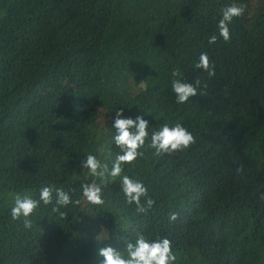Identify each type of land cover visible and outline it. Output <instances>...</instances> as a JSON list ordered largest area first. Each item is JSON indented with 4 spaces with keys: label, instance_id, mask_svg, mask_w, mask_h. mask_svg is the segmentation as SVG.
I'll list each match as a JSON object with an SVG mask.
<instances>
[{
    "label": "trees",
    "instance_id": "trees-1",
    "mask_svg": "<svg viewBox=\"0 0 264 264\" xmlns=\"http://www.w3.org/2000/svg\"><path fill=\"white\" fill-rule=\"evenodd\" d=\"M232 3L247 7L228 25L225 42L217 25L221 9ZM205 52L215 67L211 78L194 67ZM175 69L194 86L201 81L185 104L174 100ZM119 108H126L124 117L146 119L149 133L181 122L196 137L190 149L160 156L147 147L148 138L144 155L123 165V174L141 181L155 200L144 214L125 202L119 179L103 187L102 206L87 203L82 193V184L94 178L81 170L82 157L92 154L111 166L120 153L111 123ZM263 127L264 0H0V264H99L100 248L123 252L137 232L150 240L168 238L174 264H264ZM193 179L214 187L201 182L174 188ZM48 185L81 204L61 207L67 214L62 218L52 211L54 203L40 202L29 217L31 228L24 227V217L12 219L17 194L39 199ZM173 213L178 218L170 221ZM101 227L107 240L96 239Z\"/></svg>",
    "mask_w": 264,
    "mask_h": 264
},
{
    "label": "clouds",
    "instance_id": "clouds-1",
    "mask_svg": "<svg viewBox=\"0 0 264 264\" xmlns=\"http://www.w3.org/2000/svg\"><path fill=\"white\" fill-rule=\"evenodd\" d=\"M246 7L247 5L244 3H232L221 9V19L218 21L217 27L219 36L225 42H228L231 38L228 25L234 18L243 16ZM216 39V35L211 36L209 43H214ZM194 67L203 69L209 78L216 75L215 67L210 62L207 53L200 54ZM171 76L173 77L171 89L177 104H185L190 97L198 94V86L201 83L199 79L195 81L196 86L186 82L180 69L173 70ZM123 111V108L116 110L113 118V128L115 129L113 140L114 144L120 149V153L111 159V166L108 162L97 159L92 154H88L86 159L81 161V170L85 171L86 176L95 178L91 182L82 184V193L87 203L102 206L104 204L103 187L108 186L109 182L115 183L119 179L125 202L129 205L135 204L136 212L144 214L153 207L155 200L148 195V190L141 181L123 174V165L132 164L138 157L144 155L140 149L145 146V142L149 138V122L139 115L135 119L124 117ZM195 143L196 137L181 123H176L173 126L165 123L158 131L151 133L150 143L147 147L154 149V154L160 156L161 154L171 155L184 152ZM242 170V165L236 169L237 172ZM259 198L264 199V192L259 194ZM40 202H43L44 205L54 203L52 211L59 213L62 218L66 217L67 214L60 212L61 207H66L69 204H81V200L73 201L69 193L62 188H54L51 185L42 186L39 190V199L19 194L14 197V206L10 210L12 219L18 220L24 217V227L31 228L32 220L29 217L37 209ZM178 215V213L171 214L170 221H175ZM96 239L98 241L107 240V229L101 227ZM98 255L103 258L99 264H174L177 259L173 252L172 242L168 238L157 236L150 240L142 232H137L135 242L129 241L125 244L123 252L112 246H104L98 250Z\"/></svg>",
    "mask_w": 264,
    "mask_h": 264
},
{
    "label": "bare ground",
    "instance_id": "bare-ground-1",
    "mask_svg": "<svg viewBox=\"0 0 264 264\" xmlns=\"http://www.w3.org/2000/svg\"><path fill=\"white\" fill-rule=\"evenodd\" d=\"M4 1H5V0H4ZM130 1H131V0H130ZM217 2H218V1H217ZM166 6H167V5H166ZM106 7H107V6H106ZM160 7H161V5H160ZM163 7H164V5H163ZM161 8H162V7H161ZM164 8H165V7H164ZM164 8H163V9H164ZM167 9H168V7H167ZM106 10H107V8H106ZM164 10H165V9H164ZM108 11H109V9H108ZM162 11H163V10H162ZM167 11H168V10H167ZM164 12H165V11H164ZM171 12H174V10L171 11ZM165 13H166V12H165ZM165 13H164V15H165ZM168 13H169V12H168ZM168 13H166V15H168ZM105 14H106V12H105ZM169 14H170V13H169ZM106 15H107V14H106ZM133 15H136V14H133ZM164 15H163V16H164ZM69 16H70V15H69ZM171 16H174V15L171 14ZM168 17H169V16H168ZM176 17H177V16H176ZM52 18H53V17H52ZM166 19H167V16H166ZM162 20H163V18H162ZM207 20H208V19H207ZM160 21H161V20H160ZM167 21H168V20H167ZM204 22H205V20H204ZM198 23H200V22H198ZM206 23H207V22H206ZM66 24H67V23H66ZM163 24H164V23H163ZM165 24H166V23H165ZM201 24H202V23H201ZM176 25H177V24H176ZM68 26H69V25H68ZM68 26H67V27H68ZM155 27H156V26H155ZM174 27H175V26H174ZM174 27H173V28H174ZM170 28H171V27H170ZM181 28H182V27H181ZM188 28H189V27H188ZM188 28H187V29H188ZM196 28H197V27H196ZM158 29H159V28H158ZM174 29H175V28H174ZM183 29H184V28H182V31H183ZM187 29H186V30H187ZM67 30H68V29H67ZM171 30H172V29H171ZM177 30H178V29H177ZM190 30H191V29H190ZM190 30H189V31H190ZM204 30H206V29H204ZM207 30H208V28H207ZM151 31H154V30H151ZM156 31H157V30H156ZM156 31H155V32H156ZM160 31H161V29H160ZM179 31H180V30H179ZM179 31H178V32H179ZM196 31H197V30H196ZM209 31H210V30H209ZM176 32H177V31H176ZM176 32H174V33H176ZM187 32H188V31H187ZM204 32H205V31H204ZM245 32H246V30H245ZM157 33H159V32H157ZM161 33H162V32H160V34H161ZM183 33H184V31H183ZM183 33H181L182 36H183ZM185 33H186V32H185ZM188 33H189V32H188ZM169 34H170V33H169ZM178 34H180V33H178ZM191 34H192V33H191ZM244 34H245V33H244ZM246 34H247V33H246ZM254 34H255V33H254ZM154 35H155V34H154ZM158 35H159V34H157V36H158ZM167 35H168V34H167ZM171 35H172V34H171ZM173 35H175V34H173ZM186 35L189 36L190 34H186ZM194 35H197V34H194ZM179 36H180V35H179ZM182 36H181V37H182ZM190 36H191V35H190ZM158 37H159V36H158ZM175 37H176V35H175ZM193 37H194V36H193ZM31 38H32V37H31ZM33 38H34V37H33ZM152 38H153V35H152ZM156 38H157V37H156ZM171 38H172V36H171ZM178 38H179V37H178ZM250 38H251V37H250ZM257 38H259V37H257ZM34 39H37V37L34 38ZM153 39H154V38H153ZM157 39H158V38H157ZM208 39H209V38H208ZM244 39H245V38H244ZM244 39H243V40H244ZM149 40H150V39H149ZM149 40H148V41H149ZM243 40H242V41H243ZM28 41H29V40H28ZM148 41H147V42H148ZM153 41H154V40H153ZM156 41H157V40H156ZM176 41H177V39H176ZM247 41H248V40H247ZM149 42H150V41H149ZM154 42H155V41H154ZM165 42H167V41L165 40ZM245 42H246V41H245ZM144 43H145V41H144ZM144 43H143V44H144ZM151 43H152V40H151ZM237 43H239V42H237ZM140 44H141V43H140ZM143 44H142V46H144ZM146 44H147V43H146ZM236 45H237V44H236ZM238 45H239V44H238ZM140 46H141V45H140ZM174 46H175V45H174ZM204 47H205V46H204ZM240 47H242V46L240 45ZM251 47H252V46H251ZM251 47H249V48H251ZM242 48H243V47H242ZM256 48H257V47H256ZM205 49H206V48H205ZM236 49H237V47H236ZM239 49H240V48H239ZM257 49H258V48H257ZM257 49H256V50H257ZM243 51H244V48H243ZM206 52H207V51H206ZM206 52H205V53H206ZM221 52H222V51H221ZM223 52H224V51H223ZM239 52H240V50H239ZM220 54H221V53H220ZM251 54H252V53H251ZM193 57H194V56H193ZM221 57H222V56H221ZM65 59H66V58H65ZM130 59H131V58H130ZM126 61H127V60H126ZM190 62H191V61H190ZM62 63H63V62H62ZM63 64H64V63H63ZM65 64H66V63H65ZM5 65H6V64H5ZM66 65H67V64H66ZM60 66H61V64H60ZM62 66H63V65H62ZM183 66H184V65H183ZM3 67H4V66H3ZM60 68H61V67H60ZM154 68H157V67H154ZM154 68H153V69H154ZM187 68H188V67H187ZM4 69H5V71H6V66H5ZM2 70H3V69H2ZM7 70H8V69H7ZM62 70H64V69H62ZM140 70H141V69H140ZM140 70L137 71V73H138V72H142L144 69H143L142 71H140ZM162 70H163V69H162ZM181 70H182V69H181ZM186 70H187V69H186ZM154 71H155V70H154ZM62 72H63V71H62ZM64 72H65V70H64ZM144 72H145V71H144ZM146 72H148V70H147ZM146 72H145V73H146ZM137 73H136V74H137ZM160 73H161V72H160ZM164 73H165V72H164ZM166 73H167V72H166ZM166 73H165V74H166ZM242 73H243V72H242ZM129 74H130V73H129ZM140 74H141V73H140ZM143 74H144V73H143ZM147 74H148V73H147ZM183 74H184V73H183ZM195 74H196V73H195ZM62 75H63V73H62ZM137 75H138V74H137ZM157 75H158V73H157ZM161 75H162V74H159L158 76L160 77ZM166 75H167V74H166ZM168 75H169V74H168ZM187 75H188V73H187ZM60 76H61V75H60ZM67 76H68V75H67ZM144 76H145V75H144ZM149 76H150V75H149ZM163 76H164V75H163ZM169 76H170V75H169ZM169 76H168V77H169ZM62 77H63V76H62ZM153 77H154V76H153ZM65 78H66V77H65ZM69 78H70V77H69ZM69 78H68V79H69ZM72 78H73V77H71V79H72ZM154 78H157V76L154 77ZM161 78H162V77H161ZM161 78H160V79H161ZM166 78H167V77H166ZM170 78H172V77H170ZM187 78H188V77H187ZM168 79H169V78H168ZM172 79H173V78H172ZM189 79H190V78H189ZM151 80H152V79H151ZM163 80L165 81V79H163ZM186 80H188V79H186ZM190 80H191V79H190ZM190 80H189V81H190ZM65 81H66V79H65ZM65 81H63V82H65ZM140 81H141V80H140ZM158 81H159V79H158ZM158 81H155V82H158ZM166 81H167V80H166ZM60 82H61V81H60ZM72 82H73V81H72ZM150 82H154V81H150ZM150 82H149V83H150ZM159 82H160V81H159ZM170 82H171V80H170ZM170 82H169V83H170ZM187 82H188V81H187ZM70 83H71V81H70ZM70 83L68 82V84H70ZM162 83H163V82H162ZM162 83H160V84L162 85ZM166 83H168V82H166ZM189 83H191V82H189ZM21 84H23V83H21ZM60 84H61V83H60ZM60 84H59V87H57V89L60 88ZM63 84H64V83H63ZM151 84H152V83H150V85H151ZM193 84H194V83H193ZM148 85H149V84H148ZM161 85H160V86L158 85V86L162 89ZM165 85H166V84H165ZM165 85H164V86H165ZM170 85H171V83H170ZM33 86H34V85H33ZM66 86H67V85H66ZM66 86H65V87H66ZM71 86H73V85L71 84ZM90 86H92V85H90ZM153 86H154V85H153ZM162 86H163V85H162ZM167 86H168V85H167ZM26 87H27V86H26ZM61 87H62V85H61ZM92 87H93V86H92ZM146 87H147V86H146ZM149 87H150V86H149ZM151 87H152V85H151ZM151 87H150V88H151ZM156 87H157V86H156ZM18 88H19V87H18ZM34 88L36 89V87H34ZM94 88H95V87H94ZM57 89H56V91H57ZM71 89H72V88H71ZM88 89H90V88H88ZM88 89H87V90H88ZM165 89H166V88H165ZM65 90H66V89H65ZM85 90H86V89H85ZM87 90H86V91H87ZM113 90H114V89H113ZM146 90H149V89H146ZM152 90H153V89H152ZM56 91H55V92H56ZM60 91H61V90H59V93H60ZM67 91H68V89H67ZM71 91H72V90H71ZM73 91H74V90H73ZM81 91H82V90H81ZM57 92H58V91H57ZM88 92H89V91H88ZM91 92H92V90H90V93H91ZM148 92H149V91H148ZM150 92H151V91H150ZM150 92H149V93H150ZM156 92H157V91H156ZM156 92H155V93H156ZM162 92H163V91H162ZM75 93H76V92H75ZM75 93H74V94H75ZM85 93H86V92H85ZM152 93H153V92H152ZM155 93H153V94L155 95ZM164 93H165V92H164ZM224 93H225V91H224ZM57 94H58V93H57ZM64 94H65V93H64ZM66 94H67V93H66ZM69 94H70V93H69ZM69 94H67V95H69ZM130 94H132V93H129V95H130ZM144 94H145V92H144ZM146 94H147V93H146ZM146 94H145V95H146ZM153 94H152V96H153ZM172 94H173V93H172ZM225 94H226V93H225ZM59 95H60V94H59ZM67 95H65V98H66ZM83 95H84V94H83ZM140 95H141V94H140ZM149 95H150V94H148V96H149ZM166 95H167V93H166ZM166 95H165V97H166ZM173 95H174V94H173ZM73 96H74V95H73ZM80 96H82V95L80 94ZM67 97H68V96H67ZM69 97H70V96H69ZM69 97H68V98H69ZM74 97H75V96H74ZM74 97H73V98H74ZM125 97H126V96H125ZM130 97H132V96H130ZM150 97H151V96H150ZM63 98H64V96H63ZM68 98H66V99L68 100ZM132 98H133V97H132ZM141 98H142V96H141ZM141 98H140V99H141ZM144 98H146V97H144ZM144 98H143V99H144ZM152 98H153V97H152ZM71 99H72V98H71ZM75 99H76V97H75ZM143 99H142V100H143ZM147 99H148V98H146V101H147ZM130 100H131V99H130ZM149 100H150V99H149ZM154 100H156V99H154ZM174 100H175V99H174ZM64 101H66V100H63V102H64ZM68 101H70V100H68ZM68 101H67V102H68ZM132 101L135 102L133 99H132ZM137 101H138V100H137ZM70 102H71V101H70ZM129 102H130V101H129ZM64 103H65V102H64ZM71 103L74 104V102H71ZM79 103H80V102H79ZM122 103H123V102H122ZM122 103H121V104H122ZM158 103H159V102H158ZM173 103H174V102H173ZM77 104H78V103H77ZM77 104H76V105H77ZM121 104H118V105L120 106ZM123 104H124V103H123ZM123 104H122V105H123ZM125 104H126V102H125ZM125 104H124V105H125ZM132 104H133V103H132ZM136 104H137V103H136ZM148 104H149V103H148ZM174 104H175V103H174ZM176 104H177V103H176ZM74 105H75V104H74ZM109 105H110V104H109ZM118 105H117L116 107H118ZM129 105H130V104H129ZM144 105H145V104H144ZM68 106H69V105H68ZM68 106H67V107H68ZM72 106H73V105H72ZM125 106H126V105H125ZM148 106H149V105H147V107H148ZM67 107H66V108H67ZM74 107H75V106H74ZM76 107H77V106H76ZM127 107H128V104H127ZM147 107H146V108H147ZM175 107H176V106H175ZM175 107H173V108H175ZM216 107H217V106H216ZM110 108H111V107H110ZM112 108H113V107H112ZM112 108H111V109H112ZM114 108H115V107H114ZM138 108H139V107H138ZM148 108H149V107H148ZM148 108H147V109H148ZM72 109H73V108H72ZM72 109H71V110H72ZM75 109H76V108H75ZM75 109H74V110H75ZM119 109H120V108H119ZM124 109H126V108H124ZM124 109H123V110H124ZM154 109H155V108H154ZM157 109H158V108H157ZM157 109H156V111H157ZM71 110H70V111H71ZM76 110H77V109H76ZM115 110H116V109H115ZM158 110H160V109H158ZM161 110H163V109H161ZM187 110H188V109H187ZM212 110H213V108H212ZM153 111H154V110H153ZM190 111H191V110H190ZM77 112H78V110L76 111V113H77ZM112 112H113V111H112ZM114 112H116V111H114ZM157 112H158V111H157ZM209 112H210V111H209ZM154 113H155V111H154ZM210 113H211V112H210ZM259 113H260V112H259ZM68 114H69V113H68ZM150 114H151V113H150ZM196 114H198V113H196ZM196 114L194 113L195 116H196ZM253 114H254V113H253ZM141 115H142V114H141ZM151 115H152V114H151ZM155 115H156V113H155ZM23 116H24V115H23ZM23 116H22V117H23ZM29 116H30V115H29ZM34 116H35V115H33V117H34ZM143 116H144V114H143ZM145 116H146V115H145ZM157 116L159 117L158 114L156 115V117H157ZM165 116H166V115H165ZM167 116H168V115H167ZM185 116H186V115H185ZM197 116H199V115H197ZM149 117H150V116H149ZM152 117H153V116H152ZM170 117H171V116H170ZM253 117H254V116H253ZM261 117H262V116H261ZM163 118H164V117H163ZM181 118H183V120H184V116H183V117L181 116ZM28 119H30V117H29ZM31 119H32V118H31ZM34 119H35V118H34ZM147 119H148V118H147ZM149 119H151V118H149ZM168 119H169V118H168ZM168 119H167V120H168ZM170 119H171V118H170ZM173 119H174V118H173ZM173 119H171V120H173ZM193 119H196V118L194 117ZM9 120H10V119H9ZM21 120H23V119H21ZM25 120H27V119H25ZM154 120H155V117H154ZM156 120H157V119H156ZM177 120H178V119H177ZM33 121H35V120H33ZM168 121H169V120H168ZM180 121H181V119H180ZM184 121H185V120H184ZM195 121H196V120H195ZM197 121H199V120H197ZM23 122H24V120H23ZM25 122H26V124L28 123L27 121H25ZM193 122H194V121H193ZM204 122H205V121H204ZM204 122H201V123H202V126H203V123H204ZM31 123H33V122L30 121L29 124L31 125ZM111 123H113V122H111ZM169 123H170V122H169ZM179 123H181V122H179ZM196 123H197V122H196ZM210 123H211V122H210ZM23 124H24V123H23ZM23 124H22V125H23ZM163 124H164V123H163ZM181 124H182V123H181ZM185 124H186V123H185ZM185 124H184V125H185ZM204 124H206V123H204ZM27 125H28V124H27ZM190 125H191V124H190ZM199 125H201V124H199ZM209 125H210V124H209ZM25 126H26V125H25ZM169 126H170V125H169ZM171 126H173V124H172ZM193 126H194V125H193ZM211 126H212V125H211ZM197 127H198V126H196V128H197ZM207 127H208V126H207ZM28 128H30V127H28ZM203 128H204V127H203ZM263 128H264V127H263ZM188 129H192V128L190 127V128H188ZM194 129H195V128H194ZM205 129H206V128H205ZM209 129H211V128L209 127ZM30 130H31V129H30ZM192 130H193V129H192ZM200 130H203V129L201 128ZM200 130H199V131H200ZM156 131H158V130H156ZM30 132H31V131H30ZM203 132H204V131H203ZM32 133H33V132H32ZM149 134H150V136H151V133H149ZM8 135H10V134H8ZM10 138H11V137H10ZM149 138H150V137H149ZM6 140H7V139H6ZM81 144H82V143H81ZM202 144H203V143H202ZM109 145H110V143H109ZM111 145H112V144H111ZM74 146H75V149H77V148H76V145L73 144V147H72L73 150H74ZM89 146H90V144H89ZM201 146H202V145H201ZM70 147H71V146H70ZM70 147H69V148H70ZM77 147H78V145H77ZM90 147H91V146H90ZM205 147H206V146H205ZM72 148H71V151L73 152ZM80 148H81V145L79 146V149H80ZM84 148H85V147H84ZM97 148H98V147H97ZM143 148H144V147H143ZM206 149H207V148H206ZM87 150L89 151V149H87ZM74 151H77V150H74ZM81 151H82V150H81ZM84 151H86V149H84ZM88 151H87V152H88ZM101 151H102V150H101ZM87 152H86V154H87ZM89 152H90V151H89ZM77 153H79V151L76 152V154H77ZM93 153H94V152H93ZM206 153H207V151H206ZM81 154L83 155V153H81ZM81 154L79 153V155H81ZM101 154H102V153H101ZM112 154H113V153H112ZM206 155H207V154H206ZM75 156H76V155H75ZM75 156H74V157H75ZM100 156H102V155H100ZM100 156H99V157H100ZM203 156H204V154H203ZM209 156H210V155H209ZM71 157H73V156H71ZM71 157H70V158H71ZM77 157H78V156H77ZM96 157H97V156H96ZM105 157H106V156H105ZM105 157H103V158H105ZM82 158H86V157L84 156V157H82ZM82 158L80 157V159H82ZM107 158H108V156H107ZM201 158H202V157H201ZM207 158L209 159V157H207ZM71 159H72V158H71ZM75 159H76V158H75ZM75 159H73V160H75ZM77 159H78V158H77ZM80 159H78V160L80 161ZM100 159H101V158H100ZM78 160H77V161H78ZM206 160H207V159H206ZM102 161H103V159H102ZM199 161H200V160H199ZM201 161H202V160H201ZM80 162H81V161H80ZM80 162H79V163H80ZM207 162H208V161H207ZM200 163H201V162H200ZM208 163H209V162H208ZM203 164L205 165V163H203ZM76 165H77V164H76ZM194 165H195V164H194ZM225 165H226V164H225ZM77 166H78V165H77ZM206 166H207V165H206ZM128 167H129V166H128ZM182 167H183V166H182ZM227 167L230 168V166H227ZM75 168H77V167L75 166ZM225 168H226V167H225ZM229 168H226V169H229ZM79 170H80V169H79ZM182 170H183V169H182ZM230 170H231V169H230ZM249 170H251V169H249ZM83 173H84V172H83ZM84 174H85V173H84ZM81 175H82V174H81ZM138 175H139V173H138ZM180 175L182 176V174H180ZM83 176H84V175H83ZM85 176H86V175H85ZM140 177H141V176H140ZM141 178H142V177H141ZM170 179H171V178H170ZM219 179H220V178H219ZM166 180H167V179H166ZM168 180H169V179H168ZM193 180H194V179H193ZM198 180H199V179H198ZM208 180H209V179H208ZM213 180H215V179H213ZM173 181H175V180H173ZM194 181H195V180H194ZM205 181H206V180H205ZM241 181H242V178H241ZM178 182H181V181H178ZM178 182H177V183H178ZM160 183H161V182H160ZM160 183L158 182V180H156V184H155V185L157 186V184H160ZM226 183H227V181H226ZM224 184H225V183H224ZM228 184H229V183H228ZM158 186H160V185H158ZM223 186H224V185H223ZM223 186H222V187H223ZM152 187H153V186H152ZM154 187H155V186H154ZM166 187H167V186H166ZM191 187H192V186H191ZM202 188H203V187H202ZM202 188H201V189H202ZM216 188H217V187H216ZM216 188H215V190H216ZM231 188L233 189L232 186H231ZM234 188H235V187H234ZM168 189H169V188H168ZM211 189H213V188H211ZM211 189H210V190H211ZM217 189H218V188H217ZM168 191H169V190H168ZM177 191H178V190H177ZM185 191H186V190H185ZM190 191H191V189H190ZM190 191H189V192H190ZM213 191H214V190H213ZM229 191H230V190H229ZM233 191H234V190H233ZM235 191H236V190H235ZM162 192H163V191H162ZM179 192H180V191H179ZM187 192H188V190H187ZM192 192H193V191H192ZM217 192H218V191H216V193H217ZM226 192H227V191H226ZM236 192H237V191H236ZM184 193H185V192H184ZM190 193H191V192H190ZM199 193H200V192H199ZM234 193H235V192H234ZM231 194H232V193H231ZM236 194H237V193H236ZM188 195H190V194L188 193ZM198 195H199V194H198ZM233 195H234V194H233ZM190 196H191V195H190ZM222 196H223V195H222ZM188 197H189V196H187V198H188ZM193 201H194V200H193ZM161 209H162V208H161ZM163 209H165V208L163 207ZM158 210H159V209H158ZM167 210H168V209H167ZM159 211H160V210H159ZM160 213H164V212L162 211V212H159V214H160ZM151 214L153 215V213H151ZM154 214H155V213H154ZM157 214H158V213H157ZM164 215H165V214H164ZM150 216H151V215H150ZM160 216H162V214H160ZM71 217H72V216H71ZM147 217H148V216H147ZM147 217H146V218H147ZM151 217H153V216H151ZM154 217H157V216L154 215ZM164 217H165V216H164ZM68 218H69V217H68ZM143 218H145V217H143ZM69 219H70V218H69ZM148 219H150V218H148ZM153 219L155 220V218H153ZM161 219H162V218H161ZM158 220H159V219H158ZM143 221H144V220H143ZM136 222H137V221H136ZM144 222H146V221H144ZM148 222H149V221H148ZM151 222H152V221H151ZM160 223H161V222H160ZM67 224H68V223H66V227H67ZM154 224H155V223H154ZM141 225H142V224H141ZM159 225H160V224H159ZM159 225H158V226H159ZM158 226H157V227H158ZM144 227H146V226H143L142 228H144ZM139 228H140V227H139ZM156 229H157V228H156ZM145 232L148 233V231H145ZM151 232H153V231H151ZM154 232H156V231H154ZM154 232H153V233H154ZM143 234H144V233H143ZM149 234H150V233H148V235H149ZM151 234H152V233H151ZM155 234L157 235L158 233H155ZM152 235H154V234H152ZM32 236H33V235H32ZM32 236H31V237H32ZM39 236H40V235H39ZM31 237H30V238H31ZM35 237H37V236H35ZM148 237H149V236H148ZM150 238H151V237H150ZM27 239H28V238H27ZM32 239H33V238H32ZM28 240H30V239H28ZM33 240H34V239H33ZM36 240H38V239H36ZM132 240H133V239H132ZM34 241H35V240H34ZM237 254H238V253H237ZM22 262H23V261H22ZM20 264H21V263H20Z\"/></svg>",
    "mask_w": 264,
    "mask_h": 264
},
{
    "label": "rangeland",
    "instance_id": "rangeland-1",
    "mask_svg": "<svg viewBox=\"0 0 264 264\" xmlns=\"http://www.w3.org/2000/svg\"><path fill=\"white\" fill-rule=\"evenodd\" d=\"M94 179H95V178H93V180H94ZM199 182H203V183L209 185L210 187H214V183H213V182H206L205 180H199ZM190 184H192V183H191V182H184V181H182V182H178V183L175 185V187L185 188V187L189 186ZM178 264H181V263H178Z\"/></svg>",
    "mask_w": 264,
    "mask_h": 264
},
{
    "label": "water",
    "instance_id": "water-1",
    "mask_svg": "<svg viewBox=\"0 0 264 264\" xmlns=\"http://www.w3.org/2000/svg\"><path fill=\"white\" fill-rule=\"evenodd\" d=\"M190 181V180H189ZM192 184H196V183H201V182H199V180H195V181H190ZM174 188H177V189H180L179 187H175L174 186Z\"/></svg>",
    "mask_w": 264,
    "mask_h": 264
}]
</instances>
